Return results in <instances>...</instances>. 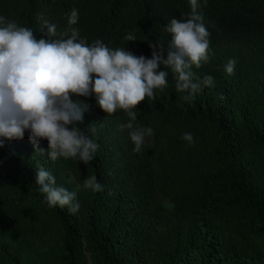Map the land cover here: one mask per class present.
<instances>
[{
  "label": "trees",
  "instance_id": "obj_1",
  "mask_svg": "<svg viewBox=\"0 0 264 264\" xmlns=\"http://www.w3.org/2000/svg\"><path fill=\"white\" fill-rule=\"evenodd\" d=\"M200 3L210 52L192 71L197 80L212 76L214 86L185 99L169 70L167 87L135 110L154 130L140 152L120 130L127 115H105L94 96L73 97L88 106L77 127L98 144L90 163L52 161L46 140L39 142L45 155L34 153L28 132L4 142L0 264H264V0ZM73 8L72 27L88 44L100 39L146 58L149 42L167 47L170 20L191 13L189 0H0V16L37 38L49 35L44 20L57 35L68 29ZM186 132L191 144L181 138ZM40 166L56 187L76 193V213L47 205L35 182ZM93 176L103 191L83 187Z\"/></svg>",
  "mask_w": 264,
  "mask_h": 264
},
{
  "label": "clouds",
  "instance_id": "obj_2",
  "mask_svg": "<svg viewBox=\"0 0 264 264\" xmlns=\"http://www.w3.org/2000/svg\"><path fill=\"white\" fill-rule=\"evenodd\" d=\"M189 3L187 19L172 18L165 27L171 36L166 48L162 41L149 42L150 58L138 57L125 48H109L100 39L88 44L80 38L79 29L72 27L78 22L75 8L67 19L68 29L57 35V25L44 20L49 35L40 38L31 28L0 16V148L5 141L23 140L28 132L34 153L45 155L39 142L46 140V154L52 161L62 157L90 163L98 144L77 127L88 106L73 97L94 96L96 107L105 115L117 111L127 115L128 122L120 125V130H129L133 150L140 152L145 137L153 136L154 130L137 122L135 110L142 101L155 100L156 91L167 87L169 70L177 78L176 91L188 93L185 99L214 86L212 76L197 80L192 71L209 60L210 33L198 12L200 0ZM203 4L206 6L207 0ZM125 39L134 42L136 36L128 34ZM161 65L166 71L158 70ZM235 65L236 60L230 59L225 72L232 75ZM220 99H224L222 94ZM90 130L95 132V127ZM181 138L193 142L191 133ZM35 182L46 194L49 207L67 206L73 214L79 210L76 193L56 187L54 176L42 166ZM83 187L103 191L94 176L87 177Z\"/></svg>",
  "mask_w": 264,
  "mask_h": 264
}]
</instances>
